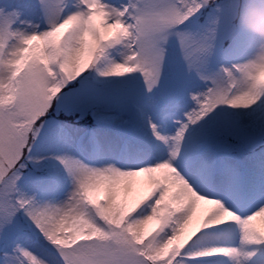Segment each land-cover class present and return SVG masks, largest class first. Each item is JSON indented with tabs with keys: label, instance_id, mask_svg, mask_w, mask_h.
Masks as SVG:
<instances>
[{
	"label": "snow or ice",
	"instance_id": "obj_1",
	"mask_svg": "<svg viewBox=\"0 0 264 264\" xmlns=\"http://www.w3.org/2000/svg\"><path fill=\"white\" fill-rule=\"evenodd\" d=\"M256 2L0 3V264H264Z\"/></svg>",
	"mask_w": 264,
	"mask_h": 264
},
{
	"label": "clouds",
	"instance_id": "obj_2",
	"mask_svg": "<svg viewBox=\"0 0 264 264\" xmlns=\"http://www.w3.org/2000/svg\"><path fill=\"white\" fill-rule=\"evenodd\" d=\"M238 22L251 35L252 59L264 62V4L257 0L246 11L238 13Z\"/></svg>",
	"mask_w": 264,
	"mask_h": 264
},
{
	"label": "bare ground",
	"instance_id": "obj_3",
	"mask_svg": "<svg viewBox=\"0 0 264 264\" xmlns=\"http://www.w3.org/2000/svg\"><path fill=\"white\" fill-rule=\"evenodd\" d=\"M207 205H204L203 203H201V205L198 207V212L203 211L204 208H206ZM258 222H261V218H257Z\"/></svg>",
	"mask_w": 264,
	"mask_h": 264
},
{
	"label": "rangeland",
	"instance_id": "obj_4",
	"mask_svg": "<svg viewBox=\"0 0 264 264\" xmlns=\"http://www.w3.org/2000/svg\"><path fill=\"white\" fill-rule=\"evenodd\" d=\"M3 2V0H0V3H2Z\"/></svg>",
	"mask_w": 264,
	"mask_h": 264
}]
</instances>
